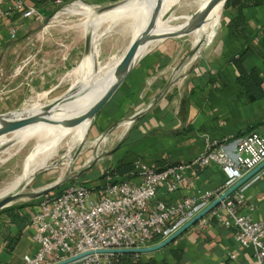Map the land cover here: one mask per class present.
<instances>
[{
  "label": "crops",
  "instance_id": "0c3cea01",
  "mask_svg": "<svg viewBox=\"0 0 264 264\" xmlns=\"http://www.w3.org/2000/svg\"><path fill=\"white\" fill-rule=\"evenodd\" d=\"M59 1L26 0L27 8L37 10L35 17L26 19L16 14L0 23V115L26 105L29 98L45 85L36 77L34 68H15V65L18 60L30 56L37 47L33 42L42 40L43 35L36 34L35 30L61 6ZM15 2L0 0V12L12 8ZM236 14L235 9H227L221 29L209 41L211 50L200 60L197 57L183 68L172 67L173 61L169 63L168 58L171 55L161 49L137 62L97 120L95 136H101L139 115L132 125L126 123V131L118 137L122 138L118 144L121 148L113 156L112 167L119 163L135 164L142 159L154 169L163 170L168 166L191 163L205 150L207 139L224 142L234 152L242 138L252 132H264V98L252 102L239 84L235 68L229 64L247 44L245 38L228 28ZM245 16L247 34L259 43L264 37V7L248 9ZM248 65L264 82V58L255 55ZM185 176V185L175 193L162 188L158 199L178 203L199 191L226 194L251 176L237 190L246 198V206L240 212L256 221L264 220V163L243 177L215 165L195 168ZM118 180L140 182L133 173ZM102 181L93 185H100ZM38 210V204L26 205L0 214V264H23L26 255L36 254L34 230L29 226ZM15 215L25 217L26 221L13 222ZM235 231L218 220L210 221L204 229L198 223L172 245L185 254L184 264H225L230 254L237 255L242 264H254L252 250L238 244ZM7 236L16 240L12 247L4 238ZM157 253L151 255L174 263L166 249Z\"/></svg>",
  "mask_w": 264,
  "mask_h": 264
},
{
  "label": "built area",
  "instance_id": "2783aa9c",
  "mask_svg": "<svg viewBox=\"0 0 264 264\" xmlns=\"http://www.w3.org/2000/svg\"><path fill=\"white\" fill-rule=\"evenodd\" d=\"M16 14L29 19L37 10L27 8L26 0H16L12 8L0 12V23ZM12 37L16 39V34ZM263 163L264 132H252L240 140L234 152L224 142L207 139L205 150L191 163L163 170L138 159L133 172L140 178L138 183L115 182L108 176L100 185L68 184L38 204L29 226L34 230L37 252L26 255L23 264H109L112 255L97 252L155 246L225 194L199 191L181 202L168 203L158 199L162 188L175 193L186 184L185 173L195 168L215 165L243 177ZM245 206V195L234 192L199 222L200 227L204 229L210 221L218 220L226 228L235 229L238 244L252 250L254 264H264V220L243 215L240 209ZM225 264L242 263L237 255L230 254Z\"/></svg>",
  "mask_w": 264,
  "mask_h": 264
},
{
  "label": "rangeland",
  "instance_id": "374dc122",
  "mask_svg": "<svg viewBox=\"0 0 264 264\" xmlns=\"http://www.w3.org/2000/svg\"><path fill=\"white\" fill-rule=\"evenodd\" d=\"M127 1L129 0L112 3L100 0H77L58 7L44 20L42 25H38L35 32L43 35L42 40L33 42L35 45L37 44V47L33 49L30 56L18 60L15 68H34L36 77L42 79L45 85L42 86L38 94L29 98L26 105L14 112L23 110L24 107L30 108L38 102L43 103L44 106H52L53 103L61 104L70 101L75 95L84 92L83 89L87 87L88 89H85L87 93L94 92L92 85L100 84L98 75L100 69L116 68L119 59L128 52L133 43L134 16L130 13L120 20L105 23L100 31L93 32V28L99 18L108 12H101V8L112 5L120 6ZM206 1L182 0L170 10L167 19L171 18L174 21L184 17L183 20H188L196 13L201 12ZM77 6H83L85 13L66 14L68 10H73ZM226 11L225 5L211 32L204 34L201 38L190 34L167 39L147 56L157 50L165 49L171 55L168 57L169 63L173 61L171 66L177 68L189 65L195 57H198V60L202 59L211 50L212 45H209V41L221 29ZM181 22L182 20H177L175 24ZM93 33L95 37L92 42ZM85 35L91 42L89 52H87ZM91 53H94L93 71L90 69L89 61ZM87 79L88 81H86ZM98 116L92 121V124L87 121L86 130L77 144L73 145L71 153H68L67 141L62 144L63 147L60 148L57 157L50 161L48 168L44 169L45 171L41 170L35 176L33 181L22 191L21 197L8 209L26 205L36 206L41 200L55 196L62 187L71 183L93 185L100 182V176H103L106 170L115 163L114 155L110 154L118 147L122 139L118 137H121L126 123L130 121L122 122L120 127L110 129L107 134L95 136ZM117 133L118 135H116ZM32 146L33 144H29L18 154L12 153L11 157L4 154L5 150L11 147L10 145L0 149V193L12 181L24 174L27 168L31 167ZM54 187L57 189L47 196L39 199L34 198L36 194ZM166 250L168 249L166 248Z\"/></svg>",
  "mask_w": 264,
  "mask_h": 264
},
{
  "label": "bare ground",
  "instance_id": "6f19581e",
  "mask_svg": "<svg viewBox=\"0 0 264 264\" xmlns=\"http://www.w3.org/2000/svg\"><path fill=\"white\" fill-rule=\"evenodd\" d=\"M180 1L182 2V0H129L126 3L120 6H116L115 8L104 13L102 17L99 18L95 28H93V32L100 31L105 23L120 20L127 14L131 13L134 16L133 20L135 22V26L133 27L134 42L140 36H142V34L150 31L151 19L157 10L158 18L154 34L157 37H160L172 34L174 32H179L184 29L192 21L193 18L191 17L188 20H183L185 19L183 17L182 19H175L174 21H172L171 18L167 19L170 10L175 7ZM212 1L213 0H207L206 3L202 6L201 11H203ZM223 9V4L218 5L211 12L203 25L194 33H192V35L201 38L204 34L211 32V29L216 24L218 18H220L219 14H221L220 12ZM83 12L85 13V8L83 6H77L73 10H68L66 14L75 15ZM177 20H182V22L180 24H175ZM94 37L95 35L93 33L92 42ZM85 38L88 39V36L85 35ZM163 41V39H157L143 45L139 49L136 63L147 56L148 53H150ZM93 54L91 53L89 55L90 69L92 71V68L94 66ZM126 54L119 59L116 68L100 69V72L98 74L100 78V84L92 85L94 92L87 93L85 90L88 89L87 87L83 89L84 92H80L79 94L75 95V97H73V99H71L70 101L61 103L52 110L49 118L57 122L56 125L39 123L35 126L15 132L9 136L0 138V149H4L9 145L11 146L9 149H6L4 153L10 155V157L12 153L18 154V152L24 150L29 144H33L31 148V151L33 152L30 160L31 167L27 168L24 174L12 181V183L9 184L0 193V199L13 194L22 185L30 184L33 181V177L38 172L48 168L50 161L57 157L59 150L61 147H63L62 144L65 141H67L68 153H71L73 151V145L77 144L78 140L83 136L86 130L87 121L74 128H67L66 126H64V123L86 116L87 113L99 102V100H101V98L117 81V78L120 74L122 62ZM196 58L197 57L193 58V61ZM86 81H88V79ZM44 107L45 106L43 105V103L41 104V102H38L30 108L24 107L25 109L23 108L24 111L21 113L13 112L12 114L15 117L38 114L43 111ZM126 129L127 127L125 128L124 132L126 131ZM116 135H118V133Z\"/></svg>",
  "mask_w": 264,
  "mask_h": 264
},
{
  "label": "water",
  "instance_id": "95a60500",
  "mask_svg": "<svg viewBox=\"0 0 264 264\" xmlns=\"http://www.w3.org/2000/svg\"><path fill=\"white\" fill-rule=\"evenodd\" d=\"M229 0H213L203 11L196 13L192 21L181 31L174 32L172 34H168L165 36L157 37L154 34L156 25H157V13L158 10L154 13L151 23H150V31L147 33L142 34L137 40H135L131 46L129 47V50L122 62V66L120 69V74L117 78V81L115 84L109 89V91L99 100V102L87 113L86 116H83L81 118L71 120L64 123V126L67 128H74L85 121H92L107 107V105L110 103V101L114 98V96L117 94L118 90L121 88V86L125 83L127 78L132 72V69L137 64V55L139 52V49L145 45L146 43L150 41H154L157 39H172V38H179L188 36L192 33H194L197 29H199L203 23L206 21L208 16L211 14V12L220 4H223L224 6L227 4ZM115 7L114 5L101 8V12H106L109 9ZM90 39H87V52L90 51ZM62 101V100H61ZM60 102V101H59ZM57 102V103H59ZM59 104L53 103L52 106H45L43 111L38 114H32L28 116L23 117H15L13 116V112L5 115H0V138L9 136L15 132H18L20 130L35 126L39 123H46L49 125H56L57 122L51 120L49 118L50 113L52 110L57 107ZM24 110H19L17 112L21 113ZM139 118V115H136L132 118L130 121L131 125L132 123ZM121 148V145H119L110 155L113 156L116 154V152ZM39 173V172H38ZM37 173V174H38ZM36 174V175H37ZM35 175V176H36ZM33 177V179L35 178ZM252 176V175H251ZM251 176L248 178L242 180L239 182L236 186H234L229 192L224 194L221 199L215 201L213 204H211L208 208L203 210L200 214L195 216L192 220L187 222L184 226H182L176 233H174L172 236H170L165 241L152 246L148 248H142V249H124V250H107V251H99L97 253L101 255H119V254H134V255H151L155 254L157 252H160L168 247H170L172 244L177 242V240L183 236L185 233H187L191 228L196 226L203 218L211 214L221 203L222 200L233 194L235 191H237L245 182H247ZM29 185V184H28ZM28 185H22L18 190H16L13 194L0 199V214L4 212L6 209H8L15 201H17L21 195L22 191L25 190V188ZM58 187V186H56ZM59 188V187H58ZM57 188H50L47 190H44L34 196V198H43L47 196L52 191L56 190ZM89 255V254H88ZM71 262V261H69ZM69 262L63 263L67 264Z\"/></svg>",
  "mask_w": 264,
  "mask_h": 264
},
{
  "label": "trees",
  "instance_id": "16d2710c",
  "mask_svg": "<svg viewBox=\"0 0 264 264\" xmlns=\"http://www.w3.org/2000/svg\"><path fill=\"white\" fill-rule=\"evenodd\" d=\"M59 1V0H54ZM63 5L70 4L77 0H60ZM113 3L120 0H109ZM118 6V5H117ZM116 7V6H115ZM113 7V8H115ZM264 7V0H229L226 4V9L233 8L237 11V14L230 21L228 28L234 33L241 35L245 38L247 44L241 53L235 55L230 59L229 64L232 65L237 74V80L239 84L246 91L248 97L252 102L259 101L264 98V82L260 77L258 72L254 69L249 68V60L255 56L259 55L264 58V37L258 43L253 37L247 34L246 23L247 18L245 16V11L251 8ZM111 8V9H113ZM259 44V45H258ZM135 171V164L129 163H119L115 165L113 169H110L108 174L100 176L99 181L105 180L106 177L110 176L115 182H120L118 178H126L130 176ZM25 217L13 216L12 220L15 223L24 222ZM27 227V223H26ZM9 243V246H13L16 242L14 238L4 237ZM174 263H171L168 259L158 260L154 255H134V254H119L114 255L110 258L109 264H184L185 254L179 249L175 248L174 245L167 248Z\"/></svg>",
  "mask_w": 264,
  "mask_h": 264
}]
</instances>
